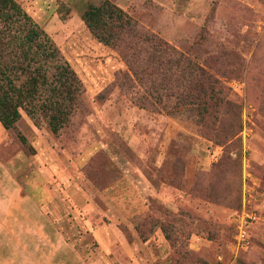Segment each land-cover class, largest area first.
Returning a JSON list of instances; mask_svg holds the SVG:
<instances>
[{"label": "rangeland", "instance_id": "1", "mask_svg": "<svg viewBox=\"0 0 264 264\" xmlns=\"http://www.w3.org/2000/svg\"><path fill=\"white\" fill-rule=\"evenodd\" d=\"M16 1L83 88L56 133L23 111L0 124L23 194L62 209L56 264H264V0H110L137 23L115 46L82 19L103 0ZM143 34L217 79L212 96L190 103L186 68L170 82ZM242 211L257 220L238 243ZM45 248L0 239V264H46Z\"/></svg>", "mask_w": 264, "mask_h": 264}, {"label": "trees", "instance_id": "2", "mask_svg": "<svg viewBox=\"0 0 264 264\" xmlns=\"http://www.w3.org/2000/svg\"><path fill=\"white\" fill-rule=\"evenodd\" d=\"M82 19L91 34L105 45L115 46L125 36L136 34V21L110 0L89 4ZM142 40L148 42L153 51L147 61L156 65L166 61L170 82L174 67L186 68L190 103L203 102L204 97L212 96L213 85L219 82L210 73L153 34H143ZM123 52L129 66H133L132 55L129 56V51ZM82 92L80 79L44 30L16 0H0L2 127L13 128L23 111L35 124L37 116L41 115L49 129L56 133L69 121ZM20 140L26 143L24 137L20 136Z\"/></svg>", "mask_w": 264, "mask_h": 264}, {"label": "crops", "instance_id": "3", "mask_svg": "<svg viewBox=\"0 0 264 264\" xmlns=\"http://www.w3.org/2000/svg\"><path fill=\"white\" fill-rule=\"evenodd\" d=\"M15 164L11 152L6 160L0 156V239H6L9 254H16L15 246L20 244L27 255L31 244L39 239L46 244L44 254L51 261L46 264H56L59 255L56 246H60L63 239L57 226L62 209L57 204L37 205L29 194H23L16 180ZM69 264L76 263L71 261Z\"/></svg>", "mask_w": 264, "mask_h": 264}, {"label": "built area", "instance_id": "4", "mask_svg": "<svg viewBox=\"0 0 264 264\" xmlns=\"http://www.w3.org/2000/svg\"><path fill=\"white\" fill-rule=\"evenodd\" d=\"M255 220H257V215L255 213H248L245 211L240 213L237 221V232L235 234L238 243L245 240V236L247 235V224Z\"/></svg>", "mask_w": 264, "mask_h": 264}]
</instances>
